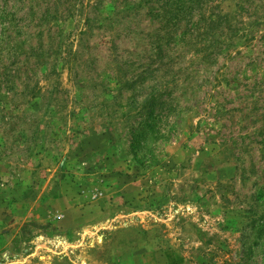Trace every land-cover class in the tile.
<instances>
[{
    "label": "rangeland",
    "instance_id": "rangeland-1",
    "mask_svg": "<svg viewBox=\"0 0 264 264\" xmlns=\"http://www.w3.org/2000/svg\"><path fill=\"white\" fill-rule=\"evenodd\" d=\"M0 264H264V0H0Z\"/></svg>",
    "mask_w": 264,
    "mask_h": 264
},
{
    "label": "trees",
    "instance_id": "trees-1",
    "mask_svg": "<svg viewBox=\"0 0 264 264\" xmlns=\"http://www.w3.org/2000/svg\"><path fill=\"white\" fill-rule=\"evenodd\" d=\"M156 97H154L152 100H151V103H153L155 101ZM142 136L146 139V136H144V134H142Z\"/></svg>",
    "mask_w": 264,
    "mask_h": 264
}]
</instances>
